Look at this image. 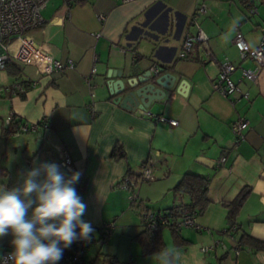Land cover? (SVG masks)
I'll list each match as a JSON object with an SVG mask.
<instances>
[{
	"label": "crops",
	"instance_id": "crops-1",
	"mask_svg": "<svg viewBox=\"0 0 264 264\" xmlns=\"http://www.w3.org/2000/svg\"><path fill=\"white\" fill-rule=\"evenodd\" d=\"M249 1L245 5L242 0H49L41 12L42 26L29 35L56 60L71 61L73 67L40 77L14 63L0 70V87L34 83L23 98L10 93L0 96V188H13L5 178L12 176L11 161L18 163L15 171L25 173L26 163L27 171L44 162L58 164L64 150L74 163L73 172L90 178L81 197L87 205L82 220L95 230L86 264H264V250L252 243H264V68L256 84L242 80L240 69L231 75L249 101H229L212 89L220 62L227 59L237 67L254 68L252 61L240 60L233 45L237 31L250 47L262 37L264 0H253L258 13L253 16ZM200 5L206 13L192 23ZM198 29L205 43L197 40ZM187 35L194 47L181 57ZM154 65L175 75L174 90L185 80L187 95L174 92L164 105H153L145 113L109 102L111 83L119 78H107L108 71H122L123 78ZM147 113L177 124L156 122ZM9 115L20 122L45 118L47 127L3 136ZM243 118L248 127L244 140L235 145L230 127ZM115 147L121 148L123 158H111ZM40 154L44 160L38 162ZM148 159L155 163L159 179L133 191L147 210L158 213L189 202L172 194L185 174L207 180L208 201L201 214L195 212L203 230L182 228L175 240L173 231L163 227L165 251L152 255H144L135 239L143 231L144 211L131 207V194L118 186L123 178L140 173ZM71 173L66 172V177ZM243 191L247 194L231 239L224 204ZM106 226L110 235L104 240ZM243 236L249 242L240 243ZM11 239V235L0 238V250L12 248ZM215 242L220 245L201 253V247Z\"/></svg>",
	"mask_w": 264,
	"mask_h": 264
},
{
	"label": "built area",
	"instance_id": "built-area-1",
	"mask_svg": "<svg viewBox=\"0 0 264 264\" xmlns=\"http://www.w3.org/2000/svg\"><path fill=\"white\" fill-rule=\"evenodd\" d=\"M49 0H0V70H4L8 64L14 63L26 70L36 77L50 76L52 74H63L67 69L73 67L71 61L62 63L56 60L50 51L39 43L35 38L29 35L30 32L39 29L43 24L41 12L45 8ZM132 0H122L123 3ZM248 11L250 15H257V7L253 0L249 1ZM206 13L204 5H200L194 15L191 17L193 23L197 16ZM102 20V17H99ZM197 40L199 43H205V36L198 29ZM233 45L239 53L241 61L250 60L254 64L252 70L237 67L227 59L219 63V73L217 78L212 82V89L217 94L221 95L229 101L237 100L238 98H245L249 101L246 92H243L240 85L231 79V75L237 70H241V79L256 84L258 76L262 68H264V28H262V37L260 42L255 47H250L243 39L240 32H236L233 38ZM194 47L192 38L187 35L181 46V57H184ZM153 73L158 72L156 65L151 67ZM95 68L91 73L94 74ZM29 81V80H28ZM34 83L26 82L15 83L10 87H0V96L3 93H10L13 96H24L27 92L28 86ZM147 115L156 122L169 124L175 126L177 122L173 119H167L162 115H154L147 113ZM15 122L13 115H9L5 120V125L8 127ZM46 119L43 118L37 122H21L18 124L13 135L29 134L38 132L41 128H46ZM248 127L247 120L239 119L234 122L230 129L235 136V145L244 140V132ZM68 152L61 150L58 165L66 172H73L74 165ZM156 167L155 163L148 159L141 166V171L135 177H125L120 183L119 187L123 190L129 191L131 200H136V194L133 192L136 184L143 182H151L155 180ZM196 213H185L180 217H171L168 213H157L153 211H145L141 215V225L144 229H155L157 227H167L174 231H179L182 228H191L196 231L203 230L202 227L196 223ZM235 227L229 228L226 233L231 239L235 232ZM79 231V229H77ZM103 239L106 240L110 235V226H106L103 231ZM93 241H77L74 242L70 248L64 250L63 258L58 264H86L85 253ZM220 245L215 242L211 246L201 247L200 251L207 254L216 246ZM236 249H240L237 245ZM12 251V248L0 250V264L3 262L4 256ZM237 253V252H236Z\"/></svg>",
	"mask_w": 264,
	"mask_h": 264
},
{
	"label": "clouds",
	"instance_id": "clouds-1",
	"mask_svg": "<svg viewBox=\"0 0 264 264\" xmlns=\"http://www.w3.org/2000/svg\"><path fill=\"white\" fill-rule=\"evenodd\" d=\"M80 176L44 162L22 173L20 186L0 188V238L12 237L2 264H58L74 242L92 239L94 228L82 220L87 205L74 187Z\"/></svg>",
	"mask_w": 264,
	"mask_h": 264
},
{
	"label": "trees",
	"instance_id": "trees-1",
	"mask_svg": "<svg viewBox=\"0 0 264 264\" xmlns=\"http://www.w3.org/2000/svg\"><path fill=\"white\" fill-rule=\"evenodd\" d=\"M65 1L82 3L84 0H65ZM242 1L246 5V0H242ZM21 97L23 98L24 96ZM20 123H21L20 121H15L10 126L3 128L1 130V134L3 136H8L13 134L16 131L18 124ZM123 157L124 154L121 151V148L115 147L111 153V158L121 159ZM61 170H63L66 173L64 169ZM89 179H90L89 176L85 174L81 176L79 181L74 185L80 197H82L83 194L86 192ZM143 183H150V182H143ZM138 185L139 184H136L135 187H137ZM206 185H207V180L204 177L195 176L192 174H185L180 179V181L172 188V194L176 199H180L185 196L189 199V202H187L186 204H179L178 206L171 207L161 213H168L169 216L171 217H180L185 213H191V212H196L198 214H201L208 205V201L206 199ZM246 194H247L246 191H243L234 201L224 204V206L228 210V219L231 223L228 229L231 227H235L236 229V225L234 224V221L236 219L237 212L243 200L245 199ZM131 207H133L136 210H140V213L143 211L144 212L148 211L144 203L141 200H138L137 196H136V200L135 199L131 200ZM162 228L163 227H157L151 230L143 228V231L138 236L135 237V239L141 245L142 252L144 255L160 254L165 251V246L161 236ZM171 230L173 231L172 233L173 238L177 240V236H176L177 231H174L173 229ZM244 242H249V240L245 236L241 238L240 243H244ZM252 243L257 247V249L264 250V243H260L257 241H252Z\"/></svg>",
	"mask_w": 264,
	"mask_h": 264
},
{
	"label": "water",
	"instance_id": "water-1",
	"mask_svg": "<svg viewBox=\"0 0 264 264\" xmlns=\"http://www.w3.org/2000/svg\"><path fill=\"white\" fill-rule=\"evenodd\" d=\"M158 72L146 70L142 73H131L123 78L122 71H108L107 78L118 76V80L111 83L109 102L119 105L129 111L139 110L145 113L153 105H164L175 92L185 97L187 95V82L181 80L174 90L175 75L164 73L165 68L158 66ZM109 87V83L107 84ZM42 161L44 156L41 155Z\"/></svg>",
	"mask_w": 264,
	"mask_h": 264
},
{
	"label": "rangeland",
	"instance_id": "rangeland-1",
	"mask_svg": "<svg viewBox=\"0 0 264 264\" xmlns=\"http://www.w3.org/2000/svg\"><path fill=\"white\" fill-rule=\"evenodd\" d=\"M21 135H24V134H21ZM41 155L42 154H40V157L38 158V156L36 157L37 159H38V162L41 160ZM18 163H15V161H11L10 162V165H11V168H12V176H11V178H9V177H5L6 178V181H10V182H12V185H13V187H18V186H20L21 184H22V179H23V177H22V173L20 172H18V171H15V166L17 165ZM20 166H21V164H19ZM35 165H36V163H35ZM37 166V165H36ZM27 167H28V165H27V163L25 164V169H23V170H25V171H27ZM24 173V172H23ZM159 179V176H158V174L156 173V180H158ZM140 185V187H142V188H145V187H147L149 184H143V183H140L139 184ZM138 187V186H137ZM126 191V190H125ZM129 192V191H128ZM130 193V192H129ZM29 212L31 213V209L29 210Z\"/></svg>",
	"mask_w": 264,
	"mask_h": 264
}]
</instances>
